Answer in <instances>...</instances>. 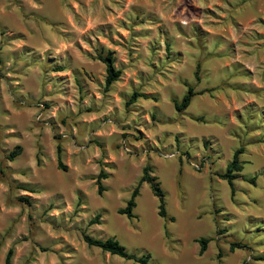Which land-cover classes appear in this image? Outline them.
Here are the masks:
<instances>
[{
  "label": "rangeland",
  "instance_id": "374dc122",
  "mask_svg": "<svg viewBox=\"0 0 264 264\" xmlns=\"http://www.w3.org/2000/svg\"><path fill=\"white\" fill-rule=\"evenodd\" d=\"M146 165L172 222L146 183L117 213ZM84 233L150 264H264V0H0V264H138Z\"/></svg>",
  "mask_w": 264,
  "mask_h": 264
},
{
  "label": "trees",
  "instance_id": "16d2710c",
  "mask_svg": "<svg viewBox=\"0 0 264 264\" xmlns=\"http://www.w3.org/2000/svg\"><path fill=\"white\" fill-rule=\"evenodd\" d=\"M98 59L101 62H103L105 65V71H106L105 85H106V87H109L115 81H117V79L119 78L120 72L115 69L114 60H113L111 54H108L106 57L98 56ZM195 77L197 79H199L197 72L195 74ZM185 86L187 87V91L183 95L181 100L180 101L176 100V99L172 100L174 109L177 112H182V111L186 110L189 107V105L192 101V98L196 95V93L194 92V90L191 86H189L188 84H185ZM136 97H137V95L135 94L131 98L130 101L131 102L135 101ZM127 104H129V102ZM197 119L201 120V118H197ZM20 151H21L20 147H16V149L13 152H11V154L9 155V159H13L16 155L19 154ZM244 152H245L244 147L237 148L233 152L231 161L226 165L225 171L221 174H218V177L220 179H223L228 183L232 197L234 196V193H235L234 180L238 178L239 173L243 169V163L240 159V156ZM57 166L59 169H62V170L65 169V167L61 163V148H60V146L57 147ZM105 177L106 176H105L104 172H100V174L97 178L96 185H97L98 195L102 194L103 186L101 184V179L105 178ZM247 181L250 182L251 184H255L254 178H251ZM142 183L148 184L153 196L156 197L158 200V207H157L158 216L164 220L172 222L174 220V218L169 217L167 215V211H166L165 193L161 187V184H160L158 178L153 175L152 167L149 165H146L142 169V176L139 179L137 187L133 190L130 199L126 203V206L124 208L118 209L117 213L119 215H124L129 219L134 218L133 209L136 206L135 198L138 195L139 186ZM82 237H83V241L89 247L99 248L101 251L109 253L110 255H115V256H118V257L126 259V260H133L134 262H136L138 264H150V262H149L150 255L149 254H144L142 256L130 254L126 251L125 247L122 246L114 238L109 237L106 239H96V238H93L86 233H84L82 235ZM208 242H209V240L206 238H200L199 240H197V243L199 244V254L200 255H202L206 251ZM237 246L240 247L239 244H231L230 249L233 250ZM13 253H14L13 249L10 248L6 253L5 260H4L3 264H12ZM258 259L264 261V255Z\"/></svg>",
  "mask_w": 264,
  "mask_h": 264
}]
</instances>
